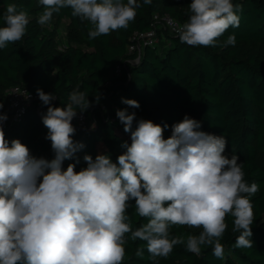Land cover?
Here are the masks:
<instances>
[{
  "label": "clouds",
  "instance_id": "9594fccd",
  "mask_svg": "<svg viewBox=\"0 0 264 264\" xmlns=\"http://www.w3.org/2000/svg\"><path fill=\"white\" fill-rule=\"evenodd\" d=\"M44 6L40 25L54 13L70 8L71 15L93 26L89 38L127 29L135 20L138 0H39ZM152 0H143L150 5ZM240 5L232 0H191L188 21L178 28L179 40L189 46H215L231 27H239ZM0 27V49L20 41L29 23L27 12L9 4ZM230 35L225 46H235ZM47 112L42 123L55 153L51 161L30 155L18 139H5L3 124L7 114L0 113V264H123L125 236L147 242L154 264L167 258L174 246L197 256L202 246L223 259L221 239L227 229L226 218H234L235 248H251L254 212L251 197L259 191L256 183L245 180L238 156L224 155V136L200 131L199 121L189 118L172 126V135L163 136L161 126L141 119L133 130L135 112L118 109L116 115L130 133L131 144L113 163L109 155L83 157L87 167L77 172L75 163L66 170L62 163L83 149L74 143L72 121L91 103L85 93L73 91L67 107H53L56 97L37 89ZM122 103L139 108L138 101L122 98ZM3 105L0 104V109ZM79 162L78 160L76 161ZM148 222L132 230L126 214L129 201ZM172 226L202 228L200 234L170 237ZM137 257L143 250L137 249Z\"/></svg>",
  "mask_w": 264,
  "mask_h": 264
},
{
  "label": "trees",
  "instance_id": "16d2710c",
  "mask_svg": "<svg viewBox=\"0 0 264 264\" xmlns=\"http://www.w3.org/2000/svg\"><path fill=\"white\" fill-rule=\"evenodd\" d=\"M232 2L242 8L237 13L239 27L230 26L215 46H189L179 40V33L163 30L159 43L145 46L137 61L132 62L129 59L135 54L127 53L131 34L152 28L154 15H168L183 26L191 15V0H152L150 5L138 0L142 6L127 29L94 39L89 38L91 23L73 17L70 8L54 13L55 20L48 26L38 23L44 11L39 0H0V27L6 26L3 15L9 4L27 12L29 18L24 37L0 49V113L6 110V91L14 85L53 94L54 107H67L73 91L85 93L91 103L83 113L94 125L74 127L72 136L74 143L85 147L63 161V170L70 163H75L77 172L86 168L85 155L95 160L97 155L105 154L117 163L118 156L126 151L121 145L131 144L130 133L124 132L116 115L118 109L127 108L129 114H136L133 130L141 119L167 124L165 139L172 135V126L186 115L199 121L200 131L225 137L224 155L229 159L238 156L244 180L259 186L250 198L254 212L251 248L234 247L240 233L233 231L234 218L229 215L221 239L223 259L215 257L211 247L202 246L197 256L183 245H176L167 258L157 257L155 264H264V0ZM63 19L68 22L64 48L60 50L55 32ZM233 34L235 46H225ZM122 98L136 100L140 107L131 108L122 103ZM75 110L80 111L78 107ZM42 116L32 104L18 121L3 125V130L9 146L18 139L28 147L30 155L51 161L55 153L46 139L48 129ZM129 204L126 214L134 231L148 218L136 214L134 200ZM201 231L202 228L187 226L169 229L170 237L185 239ZM130 236L131 233L125 236L123 264H154L147 242L132 241ZM138 248L143 250L142 257L135 254Z\"/></svg>",
  "mask_w": 264,
  "mask_h": 264
},
{
  "label": "built area",
  "instance_id": "2783aa9c",
  "mask_svg": "<svg viewBox=\"0 0 264 264\" xmlns=\"http://www.w3.org/2000/svg\"><path fill=\"white\" fill-rule=\"evenodd\" d=\"M180 27L182 25L168 15H154L152 28L144 31H134L131 34L127 53L130 55L135 54V57L130 58L129 61L136 62L145 46L158 44L161 31L167 30L172 34H177V29ZM119 69V66H117L115 72L118 73ZM6 101V110L3 114H7L8 119L3 125H10L18 121L32 104H36V112L39 115H44L47 112L48 105H44L40 101L37 92L20 85H14L6 91ZM53 103L54 100L51 102V106H53ZM72 124L75 128H90L94 125V121L88 120L83 112H78Z\"/></svg>",
  "mask_w": 264,
  "mask_h": 264
},
{
  "label": "rangeland",
  "instance_id": "374dc122",
  "mask_svg": "<svg viewBox=\"0 0 264 264\" xmlns=\"http://www.w3.org/2000/svg\"><path fill=\"white\" fill-rule=\"evenodd\" d=\"M55 20V15L53 14L51 20L46 24L51 26ZM67 19H63L60 26L57 27V31L55 32V38L58 43V48L62 50L64 48V38H65V26L67 24Z\"/></svg>",
  "mask_w": 264,
  "mask_h": 264
}]
</instances>
